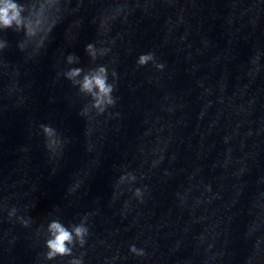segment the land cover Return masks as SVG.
Wrapping results in <instances>:
<instances>
[{
    "label": "clouds",
    "instance_id": "obj_1",
    "mask_svg": "<svg viewBox=\"0 0 264 264\" xmlns=\"http://www.w3.org/2000/svg\"><path fill=\"white\" fill-rule=\"evenodd\" d=\"M21 11V7L13 2V0H0V27L8 29L12 28L13 24H15L18 29L23 23ZM25 27L27 28V34H34L30 25H25ZM85 50L90 57L93 59L96 58L97 50L93 44L90 43L86 45ZM153 59L154 56L151 53L141 55L138 63L140 65H145ZM67 62L69 64L77 63L78 57L74 54H70L67 57ZM156 67L162 69L163 64H157ZM83 71L82 68L75 67L69 69L65 75L67 79L79 84L81 92L87 93L92 97L94 101L93 107L102 114L108 106L115 104V100L112 96L114 86L108 83L107 69L101 66L98 69L90 70L83 75L82 80L77 81L76 77L81 76ZM115 75V72H113V76ZM44 131L49 136L53 134V130L50 127L45 126ZM121 179H123V177ZM132 179H135V177H132ZM136 194H141L139 189L136 190ZM48 231L51 236V238L46 241V246L49 249L47 253L48 259H52L58 255H71V248L68 245L73 243L74 236L79 239V242L83 245L85 242L84 237L88 233V229L83 224L73 227L70 231L61 222L56 220L49 223ZM131 251L137 252V249L133 246ZM73 264H79V262H73Z\"/></svg>",
    "mask_w": 264,
    "mask_h": 264
}]
</instances>
